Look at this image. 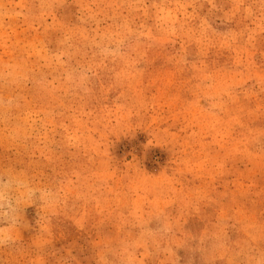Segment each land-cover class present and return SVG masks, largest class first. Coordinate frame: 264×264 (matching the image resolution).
Here are the masks:
<instances>
[{
    "label": "rangeland",
    "instance_id": "obj_1",
    "mask_svg": "<svg viewBox=\"0 0 264 264\" xmlns=\"http://www.w3.org/2000/svg\"><path fill=\"white\" fill-rule=\"evenodd\" d=\"M0 264H264V0H0Z\"/></svg>",
    "mask_w": 264,
    "mask_h": 264
}]
</instances>
